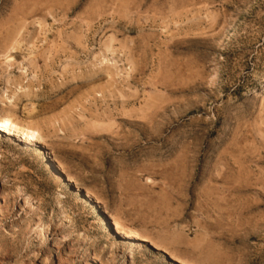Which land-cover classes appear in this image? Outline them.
Returning <instances> with one entry per match:
<instances>
[{
	"label": "rangeland",
	"instance_id": "374dc122",
	"mask_svg": "<svg viewBox=\"0 0 264 264\" xmlns=\"http://www.w3.org/2000/svg\"><path fill=\"white\" fill-rule=\"evenodd\" d=\"M7 115L0 264H264V0H0Z\"/></svg>",
	"mask_w": 264,
	"mask_h": 264
},
{
	"label": "bare ground",
	"instance_id": "6f19581e",
	"mask_svg": "<svg viewBox=\"0 0 264 264\" xmlns=\"http://www.w3.org/2000/svg\"><path fill=\"white\" fill-rule=\"evenodd\" d=\"M0 134L10 135V136L13 135L17 138L16 140H20L22 144H25V146H27L28 148H37L39 154L45 155V157H43V161L46 163V166H48L52 174L55 177H57L56 179L60 180L62 183L66 185H70V186L73 185L72 180L69 179L68 176H66L62 171V169L60 168L61 166H59L58 163L51 158L50 154L47 151H45V149H43V146L39 145L38 138L40 136L38 137V132L36 130H34L33 128H29L28 126L21 129L20 126L13 121L12 117L7 115L0 118ZM73 187L74 190L76 191V194L80 195L83 201L91 203V206L96 210L97 213L95 214V217L100 216L101 219L104 221V226L106 228L113 229L116 233L120 234L124 239L128 240V242L136 243L139 241L140 236H138L135 232L124 227L123 225H121L122 223L120 224L117 220L108 218L104 214H102L98 201L94 200L89 192L85 191L83 188H81L78 185ZM65 198L66 197L64 196V194L61 193L58 194L57 199L59 205L61 204L62 199L64 200ZM111 246L112 247L116 246V244L113 243ZM170 257L173 260L179 262L180 264L181 263L185 264L184 261L178 259L179 257L178 258H176L175 256H170Z\"/></svg>",
	"mask_w": 264,
	"mask_h": 264
}]
</instances>
